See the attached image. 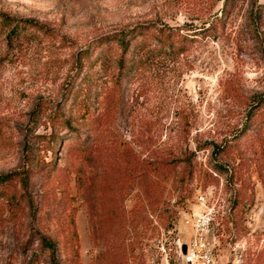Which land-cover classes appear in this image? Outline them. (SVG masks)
Returning <instances> with one entry per match:
<instances>
[{"label": "rangeland", "instance_id": "rangeland-1", "mask_svg": "<svg viewBox=\"0 0 264 264\" xmlns=\"http://www.w3.org/2000/svg\"><path fill=\"white\" fill-rule=\"evenodd\" d=\"M0 15L46 30L0 29V175L27 171L0 185V264H50L40 236L60 264H181L202 216L215 264H264V0H0ZM137 26L177 29L182 53L141 51L129 79L110 58L78 68ZM58 110L86 154L67 129L60 149L33 144Z\"/></svg>", "mask_w": 264, "mask_h": 264}, {"label": "trees", "instance_id": "trees-1", "mask_svg": "<svg viewBox=\"0 0 264 264\" xmlns=\"http://www.w3.org/2000/svg\"><path fill=\"white\" fill-rule=\"evenodd\" d=\"M0 29H8L7 36H19L26 35V31L31 29L46 30L41 26H36L30 21L15 22L14 20L0 15ZM177 29H172L169 27L164 28H152L150 26H137L128 31H122L118 33H113L99 38L89 47L81 50L77 53L76 62L78 68L82 71L84 69L94 68L101 60H106L110 58L111 64L115 66L118 71L119 78L132 77L141 67V55L139 52L146 50L147 53L152 55L164 54L168 55L171 52H176L177 54L182 53L180 48L175 49V44L173 41L174 31ZM154 40L157 43L152 45L151 41ZM87 76V75H86ZM87 82H89L87 80ZM78 88L73 90V100L80 99V94ZM78 92V93H77ZM42 113H36L35 122L38 125H45L46 122H42ZM50 125V132L48 135H35L33 134V144H43L45 149L57 150L60 149V143L62 141L64 129H67V133L75 134L76 142L79 145L80 151L83 154L87 153L88 144L90 139V133L87 129H83L80 126H73L71 119H66L62 112L56 111L54 116L47 118ZM64 146V145H63ZM61 146V149L63 148ZM30 158H34L32 152L29 151ZM31 163V159L29 160ZM33 167V164L30 165ZM18 178L22 185L26 183L27 171H16L8 174L0 175V185L8 184L13 179ZM39 241L41 247L47 250L49 253V263L50 264H60L57 258V247L53 240L46 236H40Z\"/></svg>", "mask_w": 264, "mask_h": 264}, {"label": "built area", "instance_id": "built-area-1", "mask_svg": "<svg viewBox=\"0 0 264 264\" xmlns=\"http://www.w3.org/2000/svg\"><path fill=\"white\" fill-rule=\"evenodd\" d=\"M198 200H203V197L199 196ZM209 221V217L202 216L193 225V238L186 245L185 253L180 252L181 264H215L213 249L203 237Z\"/></svg>", "mask_w": 264, "mask_h": 264}, {"label": "water", "instance_id": "water-1", "mask_svg": "<svg viewBox=\"0 0 264 264\" xmlns=\"http://www.w3.org/2000/svg\"><path fill=\"white\" fill-rule=\"evenodd\" d=\"M185 250H186V246L184 245V246L182 247V253H185Z\"/></svg>", "mask_w": 264, "mask_h": 264}]
</instances>
